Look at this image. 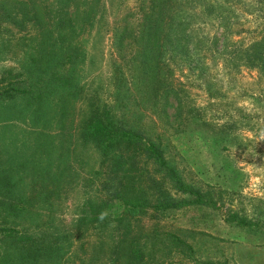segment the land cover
Returning a JSON list of instances; mask_svg holds the SVG:
<instances>
[{"label":"rangeland","instance_id":"obj_1","mask_svg":"<svg viewBox=\"0 0 264 264\" xmlns=\"http://www.w3.org/2000/svg\"><path fill=\"white\" fill-rule=\"evenodd\" d=\"M136 1L0 0V89L32 91L0 100V172L15 184L9 199L26 198L33 181L53 187L48 200L39 197L23 213L25 228L64 237L58 249L53 244L45 254L43 245L32 256L0 243V255L9 254L1 264H107L114 245L118 264H264V68L242 60L264 40V0L184 1L187 55L168 63L179 109L169 99L166 119L148 109L142 117L147 135L158 133L167 166L205 203L189 204L155 165L139 161L162 193L188 203L77 228L83 205L103 198L95 186L106 166L98 148L80 137L84 94L109 86L121 62L112 28L129 20ZM58 40L77 48L69 71L52 62ZM39 55L52 57L48 67L30 63ZM47 68L69 76L68 91L43 85ZM248 165L262 169L254 173L259 191ZM142 188L152 203L156 190ZM130 241L138 261L129 257Z\"/></svg>","mask_w":264,"mask_h":264},{"label":"trees","instance_id":"obj_2","mask_svg":"<svg viewBox=\"0 0 264 264\" xmlns=\"http://www.w3.org/2000/svg\"><path fill=\"white\" fill-rule=\"evenodd\" d=\"M184 1L187 0H137L135 12L128 14L129 20L112 28L111 46L116 58L121 62L114 63L106 89H102L101 85L87 89V94H84L85 114L79 127L82 142L93 143L103 155L101 162L106 164L102 173L103 179L98 180L95 186L103 198L97 203L87 202L83 205L81 215L76 220L77 228L102 222L98 219L102 212H107L103 221L110 219L119 223L124 218L137 219L136 215L144 210L156 212L178 209L188 203L176 201L162 193L158 185L161 183L146 175L138 165L139 161L155 165L159 174L168 179L175 193L184 194L191 199L189 204L205 203L200 190L184 184L176 171L167 166L158 133L154 132V137H151L153 131H149L148 136L149 127L142 122L145 109H148V112L152 110L151 114H160L166 119L165 107L169 99L175 102L174 110L179 109L180 96L168 80V63H173L178 56L187 55L189 36L183 28L181 15L184 12L181 8ZM55 44L58 50L56 61L54 57L44 59L39 55L38 59H31L30 63L39 66L45 63L48 67L52 58V62L60 69L69 71L70 66L78 59L77 48L74 45L70 47L69 43L61 40ZM45 45L43 42L41 46ZM253 49L254 52L247 57L242 56V60H251L264 68V40ZM169 59L171 62H168ZM65 66L68 68H64ZM48 70L50 73L43 85H53L55 90L68 91L69 76L57 70ZM27 73L32 75L30 70H27ZM41 74L45 75L44 71ZM31 87H34L33 84ZM37 87H42L39 82ZM28 93L32 91L0 89V100ZM181 114L180 111L178 116ZM6 179L8 178L0 172V243L9 241L8 245L13 247L7 248L29 256L35 254L43 245L49 248L45 254L52 252L53 244L58 249L57 244L64 237L51 235L38 228H25L28 218L23 214L39 197L48 200L53 187L33 181L26 198L9 199L15 184ZM144 185L149 187L150 191L156 190L153 192L156 199L152 203L142 198ZM238 223L242 224V221ZM179 246L178 241H175L174 248ZM127 248L130 259L138 261L139 256L136 257L131 241ZM110 251L107 264H118L117 245L112 246ZM0 256L1 264L2 258L7 259L9 254L2 253ZM18 256L22 257L19 254Z\"/></svg>","mask_w":264,"mask_h":264},{"label":"clouds","instance_id":"obj_3","mask_svg":"<svg viewBox=\"0 0 264 264\" xmlns=\"http://www.w3.org/2000/svg\"><path fill=\"white\" fill-rule=\"evenodd\" d=\"M5 63H8V62H5ZM262 169L260 167H256V166H253V165H248V168H247V171L250 173V174H253V180L256 181L255 183H253L252 187L255 188L257 191H259V188H260V185H259V177H256L254 175V173L256 171H261ZM107 217V212H102L98 219L100 221H103L105 218Z\"/></svg>","mask_w":264,"mask_h":264}]
</instances>
